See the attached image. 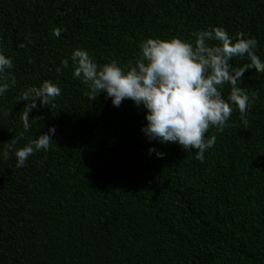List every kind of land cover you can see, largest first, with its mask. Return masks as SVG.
I'll list each match as a JSON object with an SVG mask.
<instances>
[{"label":"trees","instance_id":"1","mask_svg":"<svg viewBox=\"0 0 264 264\" xmlns=\"http://www.w3.org/2000/svg\"><path fill=\"white\" fill-rule=\"evenodd\" d=\"M211 27L254 38L264 60V0H0V51L16 79L0 97V150L56 128L24 167L0 154V264H264V73L241 79L254 97L246 120L233 106L223 131L210 126L216 143L201 162L195 149L149 142L131 100L88 101L71 63L56 71L76 48L126 66L148 38L194 42ZM45 80L61 95L24 132L17 101Z\"/></svg>","mask_w":264,"mask_h":264},{"label":"clouds","instance_id":"2","mask_svg":"<svg viewBox=\"0 0 264 264\" xmlns=\"http://www.w3.org/2000/svg\"><path fill=\"white\" fill-rule=\"evenodd\" d=\"M62 31L54 28L52 35L59 38ZM192 36L194 42L179 37L148 38L139 44L138 58L126 66L115 60L98 65L88 50L76 48L56 71L60 74L71 63L73 77L87 86L88 101L103 93L118 108L123 101L131 100L144 111L146 124L141 132L149 142L178 144L187 152L195 149V158L203 162L205 151L216 143L215 135H207L210 126L223 131L235 110L233 106L246 120L254 97L239 82L248 73H264V60L257 55L258 41L246 38L244 33L234 38L223 27H211ZM244 57L250 63L239 68L230 63ZM12 69V59L0 51V97L16 84ZM226 86H230V93L225 99L222 91ZM60 95L59 86L48 80L20 94L17 103L26 102L20 117L24 132L32 127L29 114ZM55 133L56 128L50 126L21 148L15 147L16 141L8 143L0 154L4 159L14 155L16 167H24L35 152L49 150ZM148 154L157 158L166 155L156 147H150Z\"/></svg>","mask_w":264,"mask_h":264}]
</instances>
